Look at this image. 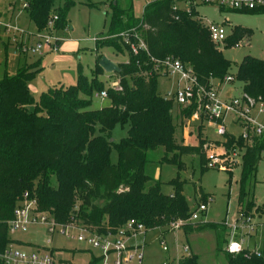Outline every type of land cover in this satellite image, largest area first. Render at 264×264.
<instances>
[{
	"label": "trees",
	"instance_id": "trees-1",
	"mask_svg": "<svg viewBox=\"0 0 264 264\" xmlns=\"http://www.w3.org/2000/svg\"><path fill=\"white\" fill-rule=\"evenodd\" d=\"M24 1L25 14L35 29L42 30L53 16H57L54 30L67 27V13L74 1L66 0L59 6L55 5L56 0ZM110 6L109 31L105 37L94 39L95 50L111 46L127 56L126 61L117 63L119 70L111 72L110 79L99 78L105 71L99 65L101 53L96 55L90 77L79 68L74 84L42 90L37 99L29 83L42 69L40 59L26 63L24 55L14 74L5 72L0 77V253L12 243L8 222L24 192L36 199L38 211L49 213L56 223L80 224L99 235L114 234L127 222L142 224L146 230L156 227L168 230L173 228L172 222L182 220L179 228L185 235L212 229L218 249L223 235L229 237L225 221L189 220L195 210H191L178 177L169 181L174 190L168 194L162 192L159 180L147 186L152 177L146 173V164L147 152L163 147L162 162L182 167L179 156L195 153L201 170L209 168L204 149L206 135L202 137L198 131L197 144L175 141L181 117L189 118L193 107H183L174 98L161 94L158 90L161 74L155 71L151 57L178 58L190 65L203 84L232 75L231 61L218 48L220 44L210 39L208 28L193 7L187 12L174 0H148L141 16H135L132 1L123 6L118 0H111ZM219 8L246 14L264 13V6L250 10ZM130 28L135 29L147 51L133 53L129 44L114 36ZM250 32L246 27L234 25L222 44L235 46ZM234 78L242 83L243 94L264 101V59L245 55ZM113 79L119 82L120 90L106 83ZM102 90L107 92L108 104L90 108L92 94ZM116 124L127 125V131L118 142H113L110 137ZM223 140L226 148H244L237 202L239 207L243 203L245 207L239 213L252 216L247 212L253 207L264 212V206L248 199L249 184L264 151L263 138L254 137L248 144L241 136L227 132ZM112 147L117 151L116 163L110 160ZM199 197L202 203L206 195L201 193ZM228 237L224 239L226 244ZM224 251L227 264H264V249L259 256L248 254V249L233 254L224 247ZM88 252L86 264H101L100 255ZM0 264H4L2 259ZM177 264L198 262L191 254L180 258Z\"/></svg>",
	"mask_w": 264,
	"mask_h": 264
},
{
	"label": "rangeland",
	"instance_id": "rangeland-1",
	"mask_svg": "<svg viewBox=\"0 0 264 264\" xmlns=\"http://www.w3.org/2000/svg\"><path fill=\"white\" fill-rule=\"evenodd\" d=\"M66 0H56L55 5H62ZM74 4L67 13V27L64 29L54 30L53 24L45 26L42 30L45 35H55L57 50H52L45 46L42 51L41 67L42 69L30 81V90L37 99L41 90L53 88L59 84L68 86L74 84L77 79L78 69L86 76H91V69L94 66L97 54H102L114 63L127 60L124 53L117 52L113 47L106 46L95 50V40L105 37L109 31V21L112 15L110 6L111 0H72ZM121 5L125 6L132 1L133 10L136 16H141L144 5L148 0H118ZM175 5V3H174ZM176 5L185 8L183 4ZM20 0H0V11L7 12L6 17L15 20L19 25L29 30H34V25L28 20L24 9H20ZM195 8L197 16L204 22H213L221 24L226 34L232 31V26L240 25L250 29V35L243 38L237 45L225 47L222 43L218 46L223 55L231 61L230 72L234 77L238 63L245 55H251L264 59V13L246 14L231 10H223L215 5L201 4ZM2 16H4V14ZM4 44L0 42V77L5 72L14 74L19 64H22L24 58L14 53L11 42L6 37ZM6 46V48L4 47ZM26 63H32L37 59L33 56H26ZM33 58V59H32ZM112 73L103 72L99 75L103 81L110 79ZM115 77V75H113ZM163 80L158 83V90L174 89V79ZM111 81L106 83L111 84ZM160 82V80H159ZM213 83L217 85L219 80L213 79ZM223 88L233 89V94H242V83L237 79L228 84H223ZM164 95V94H162ZM106 99L101 100L98 93L91 96V107L100 108L107 105ZM174 114L177 112V106L173 108ZM264 112V102H263ZM264 120V113L259 116ZM180 122V119H178ZM228 121V120H227ZM177 122V119L175 120ZM228 128L231 130L233 126L236 128L234 132H238L239 128L230 122H227ZM201 128V129H199ZM127 125L124 127L116 124L111 131V141L118 142L126 135ZM201 132L202 137L207 134L210 141L215 142V136L212 129L200 120L191 119L190 117H181V125L175 131V141L178 143L187 142L188 144H197L196 135ZM206 133V134H205ZM190 138V140H188ZM206 138V137H205ZM214 138V139H212ZM186 139V141H185ZM164 155L163 147L147 152L148 162L146 164V173L152 177L147 186L152 185L154 181L161 182V190L163 193H170L174 190V185L169 181L178 177L182 181L183 193L188 200L191 210H196L200 203L199 195H206L202 203L206 204V210L199 213V217L194 222H222L225 221L226 226L236 221L238 213L243 211L238 206L237 197L239 190V176L241 166L237 165L231 172L216 168H208L201 170L200 159L197 154H183L179 156L182 167L173 163L162 162ZM171 154H168L170 156ZM110 160L112 163L117 162V151L111 148ZM250 193L248 199H253L256 205L264 206V151L262 158L257 165L255 176L249 184ZM210 199V200H209ZM247 213L252 214L251 222L256 228L250 233L249 237H244V248L254 251L255 249H264V212H258L251 208ZM9 238L12 243L23 250H36L37 245H46L53 250L56 257H68L78 262H85L89 257L88 251L79 250L86 245L77 240L66 238L61 235L57 228L50 233L44 224H35L27 228L26 231L9 232ZM240 236V233L237 237ZM226 237L228 235L226 234ZM226 237L220 243L221 249L217 248L215 236L212 229H204L193 231L187 235L179 227H173L168 230L162 227H156L146 230L145 228L136 238L132 240L141 244L143 252L142 264H177L182 257L188 254H194L198 264H227L224 247L226 245ZM161 240L167 246V250L162 249ZM188 246V251H184L182 247ZM91 252L98 254V250L91 249Z\"/></svg>",
	"mask_w": 264,
	"mask_h": 264
},
{
	"label": "built area",
	"instance_id": "built-area-1",
	"mask_svg": "<svg viewBox=\"0 0 264 264\" xmlns=\"http://www.w3.org/2000/svg\"><path fill=\"white\" fill-rule=\"evenodd\" d=\"M174 1L186 6L184 9L187 12L192 7L201 4L237 10H250L264 6V0ZM20 2V9L25 10L27 3L24 0H20ZM2 12L0 11V13ZM6 13L3 12L4 16L0 14V36L6 37L7 41L11 42L15 54L18 56H40L45 46L57 50L55 35H45L37 29L29 30L19 25L9 16L5 17ZM56 19L57 16L51 17L47 25H52ZM204 23L208 28L210 39L217 44H221L227 37L224 27L213 22ZM114 36L121 37L126 44H129L133 53H138L141 50L147 51L145 43L137 35L134 28L123 30ZM0 42L5 45L3 43L4 39L0 38ZM151 60L154 63L155 71L159 72L161 76L172 75L177 77L174 89L168 90L164 96L174 98L175 102L183 107L192 106L193 111L190 118L200 120L206 127L212 129L215 142H206L204 145L206 165L209 168L231 171L241 164L244 148L239 146L226 148L223 136L227 132L233 133L236 137L241 136L248 144L252 143L254 137H261L264 140V120L259 119V116L264 113V101H255L243 93L234 96H223L217 86L213 85V80L208 84L201 83L189 64L183 63L171 55L162 58L151 57ZM233 79V75H226L219 81L218 85L228 83ZM111 86L115 90L121 89L118 81H112ZM98 96L101 100L106 99V90L100 91ZM227 122L236 125L239 131L237 133L230 131ZM209 140L211 139L207 141ZM36 206V199L24 192L22 200L14 208L13 216L8 222V233L26 231L31 225L44 224L50 233H53L57 228V231L66 238L85 244L86 246L82 248L85 251L98 250V255L101 256V264H142L141 244L132 243V240L143 231L144 226L142 224L133 225L131 222H127L119 227L114 234L99 235L80 224L63 225L56 223L49 213L38 211ZM204 210H206V204L199 203L196 210L191 213L189 220L197 219L199 213ZM182 223V220H176L171 224L172 227H179ZM254 228L256 227L251 222L249 215H244L242 212L238 213L236 221L229 225V237L225 250L233 254L245 250L244 237H249L250 233L255 231ZM239 233L240 236L237 237ZM161 244L162 249L167 250L163 240H161ZM182 249L189 252L187 245H183ZM251 253L257 256L261 254L260 250L257 249L254 251L249 250L248 254ZM0 259L3 260L4 264H86L88 262V259L81 263L71 258L56 257L48 248H36V250L26 251L16 247L13 243H9L6 249L0 253ZM162 264H167V262L165 261Z\"/></svg>",
	"mask_w": 264,
	"mask_h": 264
},
{
	"label": "crops",
	"instance_id": "crops-1",
	"mask_svg": "<svg viewBox=\"0 0 264 264\" xmlns=\"http://www.w3.org/2000/svg\"><path fill=\"white\" fill-rule=\"evenodd\" d=\"M136 16V15H135ZM57 47H58V45H57ZM53 50V49H52ZM42 54L40 55V56H33V57H38V58H41L40 59V61L42 60ZM19 57H23V56H19ZM33 59V58H32ZM41 63V62H40ZM170 77H172L173 79H174V84H176V80H177V77L176 76H172V75H169V76H161L160 78H159V80H160V82L159 83H161L163 80H167V79H169V80H171L170 79ZM112 81H116V80H112ZM213 82V81H212ZM231 82V81H230ZM229 83V82H228ZM228 83H225V84H228ZM224 83H222V84H220V85H218V83H217V85H215L214 83H213V85L214 86H217V88L220 90V92H221V94L223 95V96H234V94H233V89H229V88H223L222 89V85H223ZM171 88H169V89H167V90H162V91H160L161 92V94H165L168 90H170ZM42 91V90H41ZM234 125V124H233ZM236 126V125H235ZM235 127L233 126V128H231V130H233V132L235 131ZM234 133H237V132H234ZM206 134V133H205ZM206 136H207V134H206ZM207 139H210V138H208V136L206 137ZM212 139H214V138H212ZM188 140H190V138H188ZM185 141H186V139H185ZM184 143H187V142H184ZM228 228V227H227ZM39 246H44V247H46V245H39ZM46 248H48V247H46ZM48 249H50V248H48ZM82 249V248H81ZM54 253V252H53ZM63 257V256H62ZM63 258H68V257H63Z\"/></svg>",
	"mask_w": 264,
	"mask_h": 264
},
{
	"label": "water",
	"instance_id": "water-1",
	"mask_svg": "<svg viewBox=\"0 0 264 264\" xmlns=\"http://www.w3.org/2000/svg\"><path fill=\"white\" fill-rule=\"evenodd\" d=\"M99 65L106 71V72H114L118 71L119 67L116 63L113 61L109 60L107 57L102 56L99 60Z\"/></svg>",
	"mask_w": 264,
	"mask_h": 264
}]
</instances>
